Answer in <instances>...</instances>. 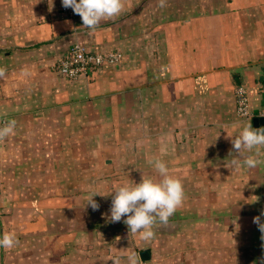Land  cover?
<instances>
[{
    "label": "crops",
    "instance_id": "1",
    "mask_svg": "<svg viewBox=\"0 0 264 264\" xmlns=\"http://www.w3.org/2000/svg\"><path fill=\"white\" fill-rule=\"evenodd\" d=\"M61 7L0 0V124L16 121L0 143V237L18 241L0 247V264L16 249L18 264H128L132 254L138 264H264L253 222L264 223V148L257 167H229L250 155L233 152L232 139L262 117L264 0H124L94 31ZM75 44L123 57L70 80L55 64ZM240 85L250 120L237 113ZM155 158L181 180L184 199L143 240L126 216L110 221L112 193L159 180ZM185 223L194 230L183 243Z\"/></svg>",
    "mask_w": 264,
    "mask_h": 264
},
{
    "label": "clouds",
    "instance_id": "2",
    "mask_svg": "<svg viewBox=\"0 0 264 264\" xmlns=\"http://www.w3.org/2000/svg\"><path fill=\"white\" fill-rule=\"evenodd\" d=\"M163 3L164 0H161V6ZM62 6L71 8L75 14L81 17L83 29L94 31L102 20L115 18L123 11L124 0H62ZM5 72L6 69L0 67V77H3ZM15 126L16 121L11 120L0 127V140L9 136ZM231 142L233 152L239 155L245 153L250 155H247L242 161L233 158L229 161L230 168L238 169L246 166L251 169L262 162L258 157L261 148H264V127L253 129L251 123L247 124ZM254 149L255 153L253 154ZM149 163L159 174L160 179L142 176L140 183L118 186L112 193L109 217L111 222H120L122 217L126 216L127 218L123 222L128 226L129 232L139 234L143 240L153 238L155 235L152 230L154 224L157 221L166 224L184 199L183 184L179 178L169 173L166 163L159 158L150 160ZM95 195L98 194L90 196L87 203L94 210L99 207L93 199ZM261 215H264V212ZM253 222L258 225L261 233H264V223H261L260 217H254ZM17 243L13 234H4L0 237V247L2 248L11 249ZM128 264H138L135 254L128 257Z\"/></svg>",
    "mask_w": 264,
    "mask_h": 264
},
{
    "label": "built area",
    "instance_id": "3",
    "mask_svg": "<svg viewBox=\"0 0 264 264\" xmlns=\"http://www.w3.org/2000/svg\"><path fill=\"white\" fill-rule=\"evenodd\" d=\"M64 14L75 16L71 8L61 7ZM123 54L119 51L98 52L90 51L80 44H75L69 53L60 58L56 64V70L70 80H77L82 76H87L90 72L105 65H115L122 60ZM263 107L259 116L264 117V83L261 87ZM238 116L245 120H250L256 115L251 111L250 98L245 86H237L234 91ZM5 122L0 124L3 127ZM4 140H0V143Z\"/></svg>",
    "mask_w": 264,
    "mask_h": 264
},
{
    "label": "rangeland",
    "instance_id": "4",
    "mask_svg": "<svg viewBox=\"0 0 264 264\" xmlns=\"http://www.w3.org/2000/svg\"><path fill=\"white\" fill-rule=\"evenodd\" d=\"M194 195V194H193ZM194 197V196H193ZM188 208H190V207H188ZM190 209H192V206H191V208ZM5 223H1V225L3 226V228L5 229H7V226H5L4 225ZM194 227H192L191 226V223H185V224H183L182 226H181V232H182V234H183V236L181 237V240H182V242L184 243V241L185 242H187L188 240H189V238H188V233L189 232H187V231H189V230H194L193 229ZM209 229V228H208ZM210 230V229H209ZM7 231H8V229H7ZM210 231H212L213 232V234H215L218 230H216L215 228H214V225H212V230H210ZM216 231V232H215ZM8 233V232H7ZM191 235H193V233H190ZM208 236L207 237H204V241L205 242H209V240L211 239V240H215L214 239V237L212 238H210L209 239V236L211 235V234H207ZM213 236V235H212ZM218 238V237H217ZM220 240H221V238H219ZM229 241V245L230 246H232V245H234V246H237V240H236V238H235V241L233 242V240H231V238L229 237V239H228ZM224 241H226V238H224ZM34 240H30V245H34ZM156 244H160L161 246L163 245V240H162V238H157V240L155 241V245ZM151 245H153V244H151ZM154 247V246H153ZM32 249V252H30V253H28L27 255H28V257L29 258H31L32 260H33V258L35 259V252L33 251L34 249H33V247L31 248ZM11 251V253H12V255H10V258H8V256H7V260H11L12 262H11V264H18V257H19V255L18 254H20V253H17V249L15 250V252H13L12 250H10ZM238 254L237 253H235V256H237ZM237 258L238 257H234V260H237ZM42 260H43V258H42ZM156 261H158V262H161V258L159 257V255H157V258H156ZM157 262V263H158Z\"/></svg>",
    "mask_w": 264,
    "mask_h": 264
},
{
    "label": "water",
    "instance_id": "5",
    "mask_svg": "<svg viewBox=\"0 0 264 264\" xmlns=\"http://www.w3.org/2000/svg\"><path fill=\"white\" fill-rule=\"evenodd\" d=\"M253 129H260L264 127V117H255L253 120ZM141 258L143 261L149 260L150 259V251L149 250H144L141 253Z\"/></svg>",
    "mask_w": 264,
    "mask_h": 264
}]
</instances>
